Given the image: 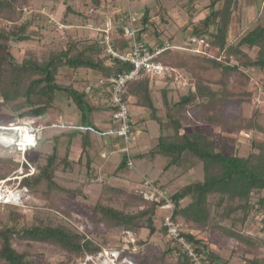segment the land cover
<instances>
[{
  "label": "trees",
  "instance_id": "16d2710c",
  "mask_svg": "<svg viewBox=\"0 0 264 264\" xmlns=\"http://www.w3.org/2000/svg\"><path fill=\"white\" fill-rule=\"evenodd\" d=\"M117 1L119 0H89L85 20L89 21L98 14L99 17L96 18L102 24L105 17H111L113 30L110 43L116 52L123 53L128 50L130 44L122 34L130 9L126 8L125 0L116 4ZM236 4L237 0H206L204 3L202 0H186L182 3V12H179L182 16L178 17H182L181 30L187 31V34L185 32L186 46L195 47V44L189 42L192 36L204 39L207 46L202 47V52L192 53L195 67L186 68L190 65L187 62L182 63V69L189 74V87L178 100L169 101L166 97V87L162 88L164 116L157 114L152 93L155 90L153 85L156 81L172 76L169 65L181 67V64L171 60L173 51L169 48L157 56V60L165 67L163 73L155 75L142 70L137 79L130 80L124 85L121 93L129 109L132 104L150 110L148 116L140 121L145 122L146 119H150L159 125L161 132L157 143L148 152L151 158L157 155L163 156L167 158L165 170L176 166L182 167L183 173L201 165L202 175L199 179L182 185L173 193H168L174 204L173 219L179 222V217H182L185 222L193 223L198 230L221 227L210 221V196L216 197L213 203L216 211L225 201L228 203L239 201L240 203L234 209L242 211L241 220L246 223L250 221L249 219L254 221L253 218L259 216L258 222L262 224L261 229L264 230V194L259 195L255 202L251 201L254 192L264 190V141L258 142L255 137L256 134L264 136V112L256 106L247 118L239 113L231 115L230 118L227 115L229 113L224 110L229 101H232L230 98L233 93L229 89V76L233 73L239 74L246 80L254 81L255 84L251 91L243 94L247 98L238 100L250 102L252 96L260 97L264 93V23L254 25L241 36L236 35V40L232 41L230 20ZM31 5L32 0H0V108L7 106L15 112L14 119H17L15 122L33 120L36 125H40L42 128L37 136V144L42 140L40 133L50 121L51 108H56L58 114L56 121L51 122L50 126L69 131L45 138V141L53 142L51 152L46 155L43 164L36 166L33 173L23 171L19 183L32 189L33 184L44 180L49 189L55 188L81 194L80 190L73 191L61 187L56 181V171L62 164L61 170H70L76 162L81 161L83 156H87L85 165L92 181L100 178L103 181L104 175L97 166H94L89 157L91 135L106 138L112 149L110 150L114 152H118V147L124 142L122 137L101 133L109 127L117 128L118 123L112 118L117 108L110 102L111 93L106 89V83L100 84L98 79L129 71L132 64L108 54L104 44L100 43V32L91 40L77 39L68 34L63 48L49 50L40 58L29 52L26 57L18 61L12 52V43L17 44L35 38L29 33L32 18L24 17L22 12V7ZM156 7L158 9L155 14L163 20L168 10L161 3H157ZM72 8L67 6V9L73 12ZM149 8L144 6L133 13L138 17L135 23L138 27V40L153 50L162 46L164 41L159 34H155L153 39L148 37L149 30L157 25L153 19L155 16L151 14ZM201 10L206 12L198 16ZM49 22L55 27L49 25L50 23H46L45 26L60 30L55 22ZM170 39L171 37L168 40L171 41ZM249 50L253 51L254 55H251ZM165 59L168 60L169 65L164 62ZM211 71L218 72V77L215 79L207 75L203 77L205 72L209 74ZM92 72L98 74L97 82L94 84L91 82ZM252 73L260 75L261 78L255 81ZM66 76L70 78L68 82L60 81L59 78L64 79ZM98 91L105 93L106 97L102 98L106 100L90 101L88 97ZM65 105H72L76 109V123L64 120L62 114L63 111L65 112ZM191 111L196 115H191ZM98 112H108L107 127L95 124L93 115ZM130 119L133 135L130 145L132 150L135 147L134 133L137 123L133 122L131 113ZM7 123L6 121L5 125ZM207 125L232 128L244 134L250 141V149L246 154H239L232 150L222 151L216 146V141L211 134L201 128ZM187 127L189 129H186ZM165 128L170 131L164 132ZM75 134L80 135L81 141L77 159L70 154ZM60 138L67 139L62 157L58 151V147L61 146ZM105 145H107L106 142ZM254 148L257 151H254ZM119 155L117 165L104 173L105 180L115 176L118 171L122 172L129 168L126 164V156L120 153ZM130 157L135 158L133 150ZM25 164L22 163V166H26ZM0 179L4 178L0 175ZM161 188L165 189L163 186ZM102 191L113 196V199L127 194L124 187L115 186L106 181L102 183ZM133 197L140 203L141 208L137 212H125L97 203L93 207V214L97 215L100 221L108 222V228L112 230L135 232L145 226L150 234L155 233L156 210L160 209L163 201H151L143 192ZM234 211L226 206L222 216L228 218ZM143 217H146L145 223L142 222ZM159 229L165 234L164 227ZM228 232L232 237L249 246L255 247L258 242L264 248V238L238 233L231 226ZM181 233L192 243L194 250L200 253L203 262L206 264L219 262V257L197 238L196 233L182 228ZM15 241L53 242L66 252L77 256L101 250V245L80 232L72 231L63 225L52 226L42 223L29 225L19 210H10L5 222H2L0 217V264H50L36 259L35 252L17 249L14 245ZM172 252H177L183 257L186 264H192L188 257L181 253L179 247L172 243L168 244L163 255L167 256ZM119 254L122 256L124 251L122 250ZM245 258V264H264V258ZM56 264H68V261L61 260Z\"/></svg>",
  "mask_w": 264,
  "mask_h": 264
},
{
  "label": "rangeland",
  "instance_id": "374dc122",
  "mask_svg": "<svg viewBox=\"0 0 264 264\" xmlns=\"http://www.w3.org/2000/svg\"><path fill=\"white\" fill-rule=\"evenodd\" d=\"M121 1H117L116 4ZM125 1L127 4L126 8L130 9L131 12H136L144 6L150 7L149 10L155 16L153 19L157 25L149 30L150 36L148 37L153 39L155 34H159L160 38L164 41L163 44L169 43L171 46H177L176 48L170 49L173 51L171 60L179 65L181 64V67L170 66L167 62L168 60L165 59L164 62L168 63L170 67L169 72L172 73V76H168L167 79H160L153 85L155 90L152 93V98L157 106V114L164 116L165 111L162 106L163 97L161 96L162 88L166 87V97L169 101L178 100L189 87V74L182 69V63L187 62L190 65L186 68L195 67L193 54L183 49L187 43L185 41V32L187 34V31L183 32L181 30L182 17H178L179 15L182 16V13L179 12H182V3L186 0ZM205 1L202 0V3ZM88 3L89 0H32L30 7H22L24 17L32 18L29 33L35 38L17 44L12 43V52L16 59L20 61L29 52L33 53L37 58H40L49 50L63 48L67 42L68 34L82 40L94 39L98 31L95 27L101 24L99 21L98 23L96 22V17H99L98 14L89 21L85 20ZM157 3H161L169 11H167L163 20L155 14L158 9L156 7ZM67 6L73 7V12L69 11ZM201 11L198 16L206 12ZM50 17H53L59 24L69 28H60L58 30L45 26L46 23H50ZM258 23H264V0H237L230 20V38L232 41L236 40V35L239 34L241 36ZM49 25L54 26L52 23ZM39 26L40 28H37ZM169 37H171V41L168 40ZM249 53L254 55L251 50H249ZM90 75L91 82L93 84L97 82V77L94 78L92 74ZM206 75L211 79H215L218 77V72L211 71L209 74L205 72L203 77H206ZM253 76L255 81L261 78L257 74H253ZM59 79L64 82L70 80L67 76L64 79ZM229 80V89L233 93V98H230L232 101H229L224 110L229 113L227 115L230 118L231 115L237 113L247 118L256 106L264 112V93L260 97L252 96L250 102L238 100L239 98H247L244 96V93L254 88V81L246 80L237 73L231 74ZM214 88H216V85H214ZM88 99L95 102L99 100L94 98V95L89 96ZM100 101L103 102V100ZM64 108L65 112L63 111V114L68 113L72 117L77 115L76 109L72 105H65ZM130 110L134 120L147 117L150 112L149 109L144 108L143 110L142 107L132 104H130ZM57 114L56 108L49 110L50 121L40 133L42 135V142L39 146L36 143L33 148L26 150L24 153L19 151L15 145H11L9 143L10 141L7 140L8 138L2 139V136L5 134L3 131L0 132V175L4 178L0 179V217L2 222H5L10 210H19L24 216L25 222L29 225L32 223H42L52 226H66L68 229L80 232L95 243L101 245V250L96 253H85L82 256H77L66 252L53 242L24 243L15 241L14 245L17 249L35 252L37 253V256H35L36 259L50 264H56L61 260L68 261V264H186L183 261V257L179 256L177 252H172L167 256L163 255L164 250L171 243L166 233L164 234L159 229L163 227L162 218L166 212L164 209L156 210V231L150 234L149 229L145 226L135 232L109 229L108 222L100 221L98 219L99 217L93 214V207L97 203H102L125 212H137L141 207L140 203L133 199V195H139V193L145 190L143 187L144 178L153 181L156 185L163 186L167 190V193H173L182 185L199 179L202 175L201 165H197L187 173H183L182 167L176 166H171L165 170L164 166L167 158L159 155L151 158L148 155V152L156 145L161 131L159 130V125L154 120L146 119L145 122L139 120L141 123L137 124L134 133L136 139L135 147L132 149L135 154V158L133 159L134 168H127L122 172L118 171L115 176L108 177L105 180L104 173L111 169L110 163L116 162L119 159V156L116 154L108 160L110 163L104 165L103 168H99V165L93 163L104 175V179L103 181H101V178L92 181L85 165L87 156H83L80 162H76L71 169L69 168L70 170H61L63 168L62 164L56 171V181L61 187L73 191L80 190L81 194L55 188L49 189L44 180L33 184L32 189H29L19 182L23 176V171L25 172L27 170L28 173H33L36 166L43 164L46 155L51 152L53 142H45V138L57 135L63 131H69L50 126L51 122L56 121ZM191 115H196V113L191 111ZM14 116L15 112L7 106H2L0 108V125H5L6 121L8 123L15 122L17 119L15 120ZM66 119H68V116ZM74 119H77V116ZM107 119L108 115L106 114L103 120L106 121ZM201 128L211 134V137L216 141V146L220 147L224 152L232 150V152L246 154L250 149L249 139L244 134L238 133L232 128L212 127L209 125ZM186 129L189 128L187 127ZM168 131L170 130L167 128L164 129V132ZM11 136L13 137L14 135L12 134ZM255 137L258 142L264 141L262 134H256ZM66 142V138H61V146L58 147L60 157L64 154ZM76 143L74 142L72 144V153H70L71 156L75 157L74 159L78 158L80 152V145ZM253 150L257 151L255 148ZM22 163H26V166H22ZM105 181L115 186L124 187L127 194L113 199V196H109L108 193L102 191V183ZM6 192H13L14 194L9 201H5L3 197L6 195ZM263 194L264 190L254 192L251 201L255 202L257 197ZM209 200L211 211L210 221L221 225V227H210L208 229L198 230L193 223L185 222L182 217H179V224L183 230L196 233L197 238L201 239L207 248L219 257V262H213V264H221L222 262H227L228 264H245V257L249 259L264 258V248L258 242L255 247H252V245L249 246L244 242L238 241L228 232L231 226L238 233L242 232L264 238V230L261 229L262 224L258 222L259 216L253 218L254 221L249 219L250 221L244 223L245 221L241 220L243 217L242 211L240 209H234L240 203L239 201L235 200L230 203L225 201L216 211L213 205L216 197L210 196ZM226 206L231 210H235L228 218L222 216ZM142 219V222L145 223L146 217ZM255 237L253 239L256 240ZM122 250L124 254L122 256L117 254V259H115L113 255H115L116 251L120 253Z\"/></svg>",
  "mask_w": 264,
  "mask_h": 264
},
{
  "label": "built area",
  "instance_id": "2783aa9c",
  "mask_svg": "<svg viewBox=\"0 0 264 264\" xmlns=\"http://www.w3.org/2000/svg\"><path fill=\"white\" fill-rule=\"evenodd\" d=\"M137 19V15L129 11L127 22L123 26L122 34L129 40L130 44L128 50L123 53L116 52L110 43L113 30L111 17H106L105 21L100 26L95 27V29L100 32V43L104 44L105 51L112 57L119 58L122 61H127L132 64V68L129 71L98 79V83H106V89L111 93L110 102L117 108V110L113 113L112 118L114 122L118 123L117 128L109 127L106 131L101 133L110 136L122 137L124 144L118 147L117 151L126 156V164L129 168H134V161L130 157L132 152L130 145L133 141V135L131 133L130 125V109L121 96L123 87L128 81L137 79L140 71L142 70L155 75L163 73L165 71V67L157 60V56L168 48L173 49L177 47L171 46L169 43H165L153 50L149 49L137 38L138 27L135 25ZM49 20L55 22L59 28H69L65 25L59 24L53 17H50ZM189 42L195 44V47L189 48L186 46L185 48H182L190 51L191 53L202 52V47L207 46L206 41L202 38L192 36L189 38ZM21 128L25 130L26 135H24V137H22L20 133ZM41 128L42 127L40 125H36L33 120H28L20 123L9 122L7 125H0V132L3 131L4 134L8 135L13 134L14 136L12 141L9 143L11 145H15L19 151L24 153L28 148L36 145L37 136L39 135ZM143 187L145 189L143 193L147 199L151 201H163L160 209H164L166 212L162 218V226L165 228L166 236L171 243L177 245L181 253H184L192 264H206L201 260L200 253H197L194 250L192 243L182 235L179 222L173 219L172 212L174 204L167 191L147 178H144L143 180ZM117 254H119V252L117 253L116 251L115 255H113L115 259H117Z\"/></svg>",
  "mask_w": 264,
  "mask_h": 264
},
{
  "label": "crops",
  "instance_id": "0c3cea01",
  "mask_svg": "<svg viewBox=\"0 0 264 264\" xmlns=\"http://www.w3.org/2000/svg\"><path fill=\"white\" fill-rule=\"evenodd\" d=\"M98 20L99 19L97 18V21ZM89 24H91V23H89ZM97 34H98V31L96 32V35ZM96 35H95V37H96ZM92 75L94 76V78L98 77V74L96 72H92ZM91 95H94V98H96V99L106 100V98L105 99L102 98V97H106V95H105V93H103V91H98V92L92 93ZM143 110H144V108H143ZM130 112H131V110H130ZM142 112L144 113V111H142ZM106 114L108 115V112H98V113H95L93 115L94 116L95 124L96 125H100L101 127L102 126L103 127H107V125L109 124L108 119L106 121L103 120V117L106 116ZM62 116H63V118L65 116L64 120H66L67 122H74V123H76L75 122L76 119H74V118L77 115L75 117H72L71 115H68V113L67 114L65 113V114H62ZM67 116H68V119H66ZM131 116H132V113H131ZM141 119L140 118L139 119L137 118L136 120H134L133 119V116H132V120H133L134 123H136V122H137V124L141 123L139 121ZM137 124H136V127H137ZM78 136H79V138H78ZM60 140H61V138H60ZM72 140H73L72 141V144L74 142H77L76 143L77 145H80L81 144L80 135H76L75 134V136L73 137ZM41 142H42V140L38 143V146L40 145ZM45 142H52V141H45ZM105 142H106L107 145H105ZM109 145L110 144L108 143V140H106V138H100V137H96V136L91 135V145L89 147V157L92 159V161H93V163L95 165H99V168H103L104 165H106L107 163H110V162H108V160L110 158H112L113 155H116L117 154L119 156V159H120L119 153L114 152V151H111L112 149H111V147ZM104 152L107 155H104V154L102 155V153H104ZM91 154H92V156H91ZM102 156L107 157V158H103ZM119 159L116 162L110 163V166H111V169L110 170H112L117 165Z\"/></svg>",
  "mask_w": 264,
  "mask_h": 264
},
{
  "label": "bare ground",
  "instance_id": "6f19581e",
  "mask_svg": "<svg viewBox=\"0 0 264 264\" xmlns=\"http://www.w3.org/2000/svg\"><path fill=\"white\" fill-rule=\"evenodd\" d=\"M20 131H21L20 133H21L22 137H24V135H26L25 130L23 128H21ZM2 137H3L2 139L8 138L7 140H9L10 142L12 141V139H11L12 136L11 135L5 134ZM0 196H1V193H0ZM13 196H14L13 192H6V195L3 196V197L5 198V201H9L10 199H12Z\"/></svg>",
  "mask_w": 264,
  "mask_h": 264
},
{
  "label": "water",
  "instance_id": "95a60500",
  "mask_svg": "<svg viewBox=\"0 0 264 264\" xmlns=\"http://www.w3.org/2000/svg\"><path fill=\"white\" fill-rule=\"evenodd\" d=\"M44 116V115H43Z\"/></svg>",
  "mask_w": 264,
  "mask_h": 264
}]
</instances>
